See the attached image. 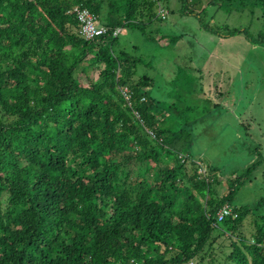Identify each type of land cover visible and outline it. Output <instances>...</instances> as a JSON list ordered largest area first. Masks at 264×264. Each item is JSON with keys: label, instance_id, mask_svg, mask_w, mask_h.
I'll use <instances>...</instances> for the list:
<instances>
[{"label": "trees", "instance_id": "trees-1", "mask_svg": "<svg viewBox=\"0 0 264 264\" xmlns=\"http://www.w3.org/2000/svg\"><path fill=\"white\" fill-rule=\"evenodd\" d=\"M160 1L0 0V264H264L250 207L218 220L244 176L218 194L188 154L193 120L174 121L178 102L150 94L143 57L115 53L119 35L85 39L70 11L144 29ZM241 32L263 37L228 34ZM222 236L230 249L218 258Z\"/></svg>", "mask_w": 264, "mask_h": 264}, {"label": "rangeland", "instance_id": "rangeland-1", "mask_svg": "<svg viewBox=\"0 0 264 264\" xmlns=\"http://www.w3.org/2000/svg\"><path fill=\"white\" fill-rule=\"evenodd\" d=\"M161 1L171 11L169 18H158L144 29L122 25L113 51L143 57L137 74L153 80L147 88L156 99L169 103L175 92L174 121L199 122L194 129L192 125L188 154L219 179L212 183L218 194L229 192L234 177L244 176L232 205L239 211L250 207L246 228L264 231V203L259 207L264 199V5L258 0ZM173 20L176 26L170 24ZM238 28L262 35V40L253 43L241 32L219 42L218 34ZM89 73L97 78L100 70L93 66ZM191 158L189 175L194 173ZM185 177L184 198L193 191ZM229 242L225 236L219 239L218 258L229 251Z\"/></svg>", "mask_w": 264, "mask_h": 264}, {"label": "built area", "instance_id": "built-area-1", "mask_svg": "<svg viewBox=\"0 0 264 264\" xmlns=\"http://www.w3.org/2000/svg\"><path fill=\"white\" fill-rule=\"evenodd\" d=\"M70 11L77 16L80 22V34L87 40H93L109 33H111L112 36H118L121 32V27L111 28L102 24L98 15L86 6L74 5ZM157 14L162 19L168 18L169 9L162 1L158 3ZM122 92L128 102L131 103L132 92L130 88L128 86H123ZM201 171L204 173L206 172V167L203 164ZM217 215L218 220L223 221L230 216L236 218L238 213L235 211L233 205L226 203L219 209Z\"/></svg>", "mask_w": 264, "mask_h": 264}, {"label": "crops", "instance_id": "crops-1", "mask_svg": "<svg viewBox=\"0 0 264 264\" xmlns=\"http://www.w3.org/2000/svg\"><path fill=\"white\" fill-rule=\"evenodd\" d=\"M169 9V8H168ZM170 13H171V11H170ZM170 13H169V16H170ZM169 18V17H168ZM176 22H175V20H173L172 21V23H170V24H172L173 26H176V24H175ZM219 32V31H218ZM214 33V32H213ZM215 34H217V33H215ZM218 36H220V40H219V42H223L224 40H227V39H230V35L227 33V34H218ZM170 93H172V92H170ZM176 100H177V96H176V94H175V92L172 94V96H171V99H170V101L171 102H176ZM224 105H226V104H224ZM235 109L236 108H232L231 109V113L234 115V116H236V118H238V120H240L241 118H240V115L238 114V113H236L235 112ZM196 121V120H195ZM194 121V126H193V129L195 128V125L196 124H198L199 122H195Z\"/></svg>", "mask_w": 264, "mask_h": 264}]
</instances>
